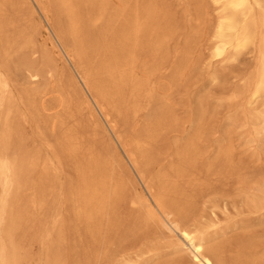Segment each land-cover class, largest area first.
<instances>
[{"label": "bare ground", "instance_id": "1", "mask_svg": "<svg viewBox=\"0 0 264 264\" xmlns=\"http://www.w3.org/2000/svg\"><path fill=\"white\" fill-rule=\"evenodd\" d=\"M184 12L182 26L165 0H0V264H26L31 239L44 264H264V163L248 159L264 145V0H187ZM246 53L250 70L209 73L233 106L223 135L204 143L198 95L191 129L170 140L174 94L201 59ZM28 123L51 155L29 146ZM61 165L73 170L63 200Z\"/></svg>", "mask_w": 264, "mask_h": 264}, {"label": "rangeland", "instance_id": "2", "mask_svg": "<svg viewBox=\"0 0 264 264\" xmlns=\"http://www.w3.org/2000/svg\"><path fill=\"white\" fill-rule=\"evenodd\" d=\"M165 3L172 10H174L176 16L180 18L182 26H185L186 23L184 24V21L188 19V15H185L184 12V9L187 5V0H165ZM34 21L37 25L44 24V21L38 13L35 14ZM51 37L52 36L47 33L44 28H39L38 42L45 45V48L50 52L59 70H63L65 73H70L72 71L71 64L66 58H63L58 53L57 48L52 43ZM252 64L253 56L251 53L241 55L239 60L235 61L234 63L215 61L214 59L210 58L208 54H206L199 62L198 68L192 73V77L186 81L185 84H182V86L179 87L177 92L174 94V106L182 124L176 132H170L168 134L171 136L169 139L172 140L173 135L181 136V134H185L191 129L189 119H191L195 113L194 106L196 105L198 95H203L209 101V121L211 132L204 143L214 145V139L220 138L224 133L226 128V118L228 114L232 112L233 106L227 105L226 103H219L217 101V97L221 96L223 91L219 83L209 80V73L212 70H223L226 72L230 69L235 72H241L246 69L250 70L252 68ZM48 80L51 82V79L48 78ZM44 81L45 80L43 79L41 83ZM235 81L236 78L230 76L228 77L227 85H233ZM83 114V116L89 121L97 120L99 125V136H101L106 143L110 144V135L109 132L105 130V124L103 120L97 116L94 111L88 108L84 109ZM241 129L239 128L236 129L237 131L235 130L236 136L242 131ZM24 130L27 134L28 144L30 147H38L43 156L51 155L50 149L47 148L45 141L38 135L33 123L26 124ZM234 143L239 149H243L246 146L239 138L236 139ZM253 149L254 146H251L248 150V153ZM257 149L260 150L259 157L257 158L256 156H250L248 159L256 160L257 164L264 163V145ZM70 175H73V170L70 165H61L58 167L57 177L60 185H58L57 192L59 200H63L65 196L64 184ZM51 214L47 217V224H49L52 220ZM25 248L29 255V260L26 264H44L42 259L44 246L39 240H26ZM68 262V259L64 260L65 264Z\"/></svg>", "mask_w": 264, "mask_h": 264}]
</instances>
